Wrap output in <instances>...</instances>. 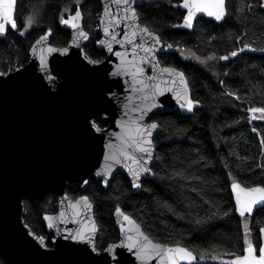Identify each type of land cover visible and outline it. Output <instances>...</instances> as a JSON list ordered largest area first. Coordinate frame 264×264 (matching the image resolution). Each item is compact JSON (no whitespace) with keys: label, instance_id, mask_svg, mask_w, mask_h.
Returning a JSON list of instances; mask_svg holds the SVG:
<instances>
[{"label":"trees","instance_id":"trees-1","mask_svg":"<svg viewBox=\"0 0 264 264\" xmlns=\"http://www.w3.org/2000/svg\"><path fill=\"white\" fill-rule=\"evenodd\" d=\"M17 15L20 31L10 30L6 37H0V69L5 66L19 68L25 66L35 41L44 35L48 28L53 30L50 43L56 47H65L71 39V31L59 23V15L64 7H78L75 0H18ZM180 0H138L142 22L156 27L163 34L164 45L172 43L173 49L159 54L163 66H174L184 71L189 78L193 98L200 100L201 106L192 114L180 111H166L152 117L161 127L155 136L154 171L157 177L146 178L142 188L135 190L130 179L124 173H116L110 185L105 187L101 178L91 176L88 186L82 189L74 183L68 187L72 199L82 195L94 198L95 217L99 225V249L116 242L120 237L117 204L126 213L133 215L138 222L143 221L151 235L159 242L174 243L196 250H207L219 259L205 258L200 264H223L235 255L242 254L245 230L242 219L234 211V199L230 192V179L224 164L231 170L238 166L245 184L264 181V154L259 144L260 135H264V122L251 120L246 108L264 106V52L246 50L228 61L214 60L203 65L196 60L184 59L181 50L190 49L202 58L210 55L221 56L250 44L253 48L264 47V10L258 6V0H231L239 7L242 3L256 5L255 10L247 13V19L241 23L240 13L229 20L217 23L201 17L195 27H174L183 23L185 12L174 7ZM85 16L86 30L90 32L89 43L85 46L92 59H104L105 52L97 46L101 38L99 17L102 11L101 0H84L81 6ZM33 15L35 23L26 29L22 22ZM24 34L21 35L20 32ZM247 32L248 36L239 40ZM214 37V39H213ZM221 80L225 83L222 85ZM226 92H235L241 99L226 96ZM106 126V122L101 124ZM258 129L253 132L252 128ZM235 152L236 156H232ZM203 157L198 173L205 182L201 185L208 195L204 198L212 201L216 207L208 205L193 208L194 193L189 191L188 182L179 184L172 180L160 179L165 172L172 174L186 166L193 159ZM241 157H247L241 160ZM249 164L254 171H244ZM206 165V167L204 166ZM184 203L181 204L180 201ZM25 222L39 236H44L46 244L52 246L53 233L44 221L46 214L58 211V193L48 192L40 201L27 196L24 200ZM168 206L174 209L168 210ZM229 215L224 216V211ZM213 213L217 218L209 220ZM199 220L200 223L196 221ZM264 227V210L255 214L250 224L249 234L253 244H261L257 237L258 229ZM0 264H12L0 253Z\"/></svg>","mask_w":264,"mask_h":264},{"label":"snow or ice","instance_id":"snow-or-ice-1","mask_svg":"<svg viewBox=\"0 0 264 264\" xmlns=\"http://www.w3.org/2000/svg\"><path fill=\"white\" fill-rule=\"evenodd\" d=\"M75 4L78 7L63 8L59 15V23L74 30L72 43L75 47L80 48L81 44L78 41L81 39L88 40L90 32L85 30L87 25L85 24V16L81 7L84 4V0H75ZM20 6L18 0H0V37H6L10 30L20 31L16 15ZM113 6H115L116 10L110 11ZM258 6L264 10V0H258ZM139 7L142 6L138 5V0H108L104 4L103 11L99 17L98 27L105 38L98 40L97 43L101 49H106L108 53L119 58V63L115 65L114 70L104 74L112 78L130 77V80L126 81L128 88L131 92L138 94L136 98L143 104L142 107L135 105L132 107L130 110L132 113H139L138 116L132 118L129 115V104L133 103V98L131 96L125 97L128 103L123 105L125 109L124 116L129 117V119L122 118L120 120L118 126L121 131L113 134L118 143H113L110 139L105 145L107 149V154L104 157L106 163L104 168L96 173L97 176L105 177L103 180L105 187L110 185L108 178H114V168L117 165L127 168L131 174V185L134 189L142 188L143 177H157L159 175L157 171H154L152 162L156 151L154 132L161 125L155 121L152 123L144 122L145 116L158 106L157 100L159 97H163L166 93H173L179 102V107L187 112H194L201 106L200 100L193 98L189 78L184 71L174 66H160L161 62L157 57V53L165 47L163 34L156 27L142 22L141 14L138 10ZM174 7L186 10V14L183 16V23L174 27L193 29L198 16L201 14L212 18L216 22H225L232 19L238 12L240 15L236 18L243 23L247 19V13L253 12L256 5L244 2L237 8L232 5L231 0H180ZM22 23L26 25L25 30H27L33 27L35 18L33 15H29ZM20 34L23 35L24 32L21 31ZM53 35V30L48 28L46 33L35 42V45L40 47L34 46L31 49L34 54L37 51L39 52V64L43 72L47 74L48 86L46 90L50 94L55 90L59 73H56L55 76L51 74L43 45ZM121 35L123 38L118 39ZM247 36L248 33L245 32L239 36V40L243 41ZM138 41H142V43ZM114 45H120L125 51H114ZM128 47L131 48L130 52L127 50ZM166 47L167 49H173L174 45L168 43ZM246 50L264 52V47L257 49L250 44H244L243 47H239L225 55L218 57L210 55L204 58L196 55L195 52H191L190 49H185L182 51V55L185 51L189 52V55H184V59H193L203 65H207L209 61L214 60L228 61ZM46 51L49 54L60 52L67 55L70 52V48H57L49 45ZM85 59L93 66L92 69H89L90 71H104L100 68V65L105 63L104 60L99 58L91 59L86 54ZM145 63L153 69L151 76L146 75ZM158 66L160 67L157 73L155 70ZM21 71L22 66L19 68L5 66L4 70H0V78L9 75L14 76L15 73ZM4 82L6 83L7 81ZM220 83L223 85L225 81L221 80ZM225 95L234 96L237 101L241 99L240 95L235 92H226ZM105 97L106 99L102 98V103L111 104L118 99L117 93L111 89L107 90ZM246 111L251 114V120L264 122V106L248 107ZM108 115L106 108H101L91 113L86 120L88 132H107L108 130L101 127V124L107 121ZM252 131L257 132L258 129L253 127ZM259 144L262 154H264V135H260ZM232 156L235 157L236 153L233 152ZM240 159L246 160L247 157H241ZM201 161H203V157L193 159L186 166L172 174L165 172L160 175V179L172 180L178 184L186 181L192 185L195 182V186H191L189 191L195 194L192 197V201L198 199L200 203L194 205L190 201L188 206L193 208V210L204 205H208L211 208L216 207L212 201L204 198L208 195V192L201 187L205 182L202 174L198 173ZM204 166L206 167V165ZM224 167L230 169L227 172V176L230 179V192L234 197L233 208L242 219V227L245 230V237H247L251 230L250 224L254 222L255 214L260 210H264V181L255 184H245L241 177L239 166L235 170H231L230 165L225 163ZM257 167L264 169V164H259ZM244 171H254V169L249 164ZM84 183L87 184L88 181H84ZM66 200L67 197L61 203H65ZM180 203L183 204L184 201L181 200ZM68 207L72 209L68 216H66L65 211H61L57 217L45 215L44 219L48 222V227L59 230V223L72 222V218H75V222L80 224L81 227L75 231L66 229L67 234L64 238L77 243L87 244L91 247L93 253L97 256L101 255L96 243V237L100 229L93 213L94 198L89 195H82L75 202L69 203ZM168 210L173 211L175 214L171 206H168ZM115 214L122 218L118 223L120 231L123 233V238L119 243L109 244L103 248L105 253L112 256L115 264H120L118 249H127L140 264H152L153 261H156V264H200V261L205 260L206 257L212 260L219 259L217 255H210L207 250L190 249L179 241L174 243L157 241L151 235V229H147L143 221L138 222L133 215L126 213L119 204L115 208ZM228 215L229 212L227 210L224 211V216L227 217ZM81 216L85 218L84 221L79 219ZM214 218H217L215 213L208 217L209 220ZM85 221L87 222L85 223ZM196 222L200 223L199 220ZM258 233L257 240L264 244V227H260ZM35 239L41 245L45 244L44 236H36ZM223 264H264V246L258 248L255 244L247 242V247L244 248L242 255H235L233 259L223 261Z\"/></svg>","mask_w":264,"mask_h":264},{"label":"water","instance_id":"water-1","mask_svg":"<svg viewBox=\"0 0 264 264\" xmlns=\"http://www.w3.org/2000/svg\"><path fill=\"white\" fill-rule=\"evenodd\" d=\"M106 2L108 0H101L102 11ZM181 9L186 14V10ZM115 10V6L110 8V11ZM201 17L213 20L203 14L198 19ZM64 27L72 34L70 42L65 46L70 48L69 54L47 53V46L56 47L50 43V38L43 45L51 74L55 76L59 73L52 94L46 90L47 74L40 67L38 51L35 54L30 52L29 61L22 67L21 72L0 78V253L12 264H115L112 256L103 249H100L101 255L97 256L89 245L64 238L66 229L75 231L81 227L75 222V218H72V222L59 223V230L49 228L44 219L48 230L53 233L51 247L46 242L41 245L35 239L39 235L24 219L25 198L30 196L38 202L51 190L58 193V211L46 215L57 217L61 211H65L68 216L72 211L68 204L78 199L69 196L68 187L78 183L85 189L88 183L85 184L84 181L89 182L91 176L105 179L96 173L106 163L105 145L110 139L113 143H118L113 134L121 131L118 126L120 120L129 119L124 116L123 105L128 103L125 97L133 98V103L129 104L130 117L139 115L138 112L130 111L134 105L143 106L136 98L138 94L128 88L126 81L130 77L112 78L104 74L114 70L119 58L108 53L106 49H101L97 43L99 49L105 52V63L100 65L104 71H90L93 66L85 59V54L91 58L85 50L90 38L78 41L81 47L77 48L72 43L74 30L65 25ZM100 32V39H104L101 29ZM122 38V35L118 37ZM34 46L35 43L32 48ZM113 47L114 51H125L120 45ZM127 50L130 52L131 48L128 47ZM165 50L167 47L160 50L157 57ZM144 66L147 69L146 75L151 76L153 69L147 63ZM160 66L155 70L157 73ZM108 89L118 95V99L111 104L101 102L102 98L106 99L105 93ZM157 105L145 116V123H152L153 116L166 111L193 113L181 109L173 93L159 97ZM101 108H106L109 113L106 126L103 127L108 131L89 133L86 120L91 113ZM159 130L160 128L154 132V138ZM116 173H124L132 181L127 168L117 165L113 175ZM150 177L152 176L143 177L142 182ZM108 179L111 182L112 178ZM65 197L67 200L62 204ZM93 213L95 217V207ZM79 219L85 220L83 216ZM98 238L99 232L96 243ZM122 238L123 233L120 231L119 240L110 244L119 243ZM117 252L120 264H140L127 249H118ZM152 264H156V261Z\"/></svg>","mask_w":264,"mask_h":264},{"label":"rangeland","instance_id":"rangeland-1","mask_svg":"<svg viewBox=\"0 0 264 264\" xmlns=\"http://www.w3.org/2000/svg\"><path fill=\"white\" fill-rule=\"evenodd\" d=\"M183 50H181V52H182ZM191 52H193V51H191ZM184 55H189V52H184V54H183V56ZM197 55V54H196ZM202 58V57H201ZM193 60V59H192ZM95 177V176H94ZM52 191V190H51ZM50 192V191H49ZM118 220L120 221V220H122V218L121 217H118ZM251 234H249L248 233V235H247V237H245L244 236V243H245V246L247 247V242H251V243H253V241H252V237L250 236Z\"/></svg>","mask_w":264,"mask_h":264}]
</instances>
